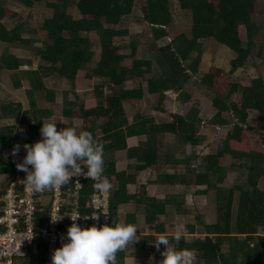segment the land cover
<instances>
[{
  "label": "trees",
  "instance_id": "16d2710c",
  "mask_svg": "<svg viewBox=\"0 0 264 264\" xmlns=\"http://www.w3.org/2000/svg\"><path fill=\"white\" fill-rule=\"evenodd\" d=\"M175 1L180 10L189 12V38L184 33H179L169 39L166 46L158 49V54L153 59L156 73L151 75V62L135 59L133 41L129 43L130 52L127 56L117 52L118 47L114 45L113 38L126 34V31L117 29V26L123 18L130 15L135 5L142 10V21L156 28L152 31L154 37L152 40L166 37V27L172 21L168 0H57L55 3L46 4L53 9V13L41 26L40 32H44L46 36L44 41L31 38L30 34L33 35L35 29H29L26 21L18 20L19 15L6 9L4 0H0V42L6 44V48L15 47L32 55V59L22 62L4 50L0 55V72L7 70L12 73L11 81L15 89H19L21 80L26 79L28 83L26 94L30 100L54 102L52 109L47 110L49 117L53 120L58 118L67 120L66 127H73L72 121L79 119L80 130L90 131L94 138L103 144L104 175L115 186L109 204L113 219L111 225L115 226V212L118 207L128 204L135 198L133 194H128L126 189L127 184L132 181V176H125L124 172L115 173L113 159L115 152L126 149L127 132L125 133L124 129L128 128V123L122 102L135 106L142 97L140 83H145L146 91L149 94H156L158 100L163 99L164 92L172 90L177 93L181 103L186 104L189 92L183 87L197 71L198 57L192 59L189 55L198 50L200 46L198 40L210 38L226 47L235 56L229 62L230 69L225 72L208 68L209 71L201 80L205 89L211 92L210 100L215 109L207 125L211 127L228 125L231 120H235L232 128L217 141L215 151L203 157L204 168L215 175V179L212 180L210 174L205 171L192 178V175L186 173L182 175L171 173L166 176V180L176 179L185 185L193 183L194 185L197 183L198 186L204 185L206 188L198 191L204 194L234 170L235 160H245L246 163L242 166L246 170L243 182L245 186L239 184L225 191L216 189L218 199L215 201V223L206 225L201 216H196L195 224H185L187 227L185 235H195L196 224L201 226L202 233L196 236L198 239L192 241H186L184 236L178 247L195 250L200 264H263L261 252L264 250V236L255 234L258 227L264 226V191L258 188V183L264 180V154L249 150V139L244 132L249 131L246 128L250 127L258 133L262 131L259 135L264 133V81L262 78L250 79L248 86H240L234 83L231 77L235 69L246 66L253 52L264 62L260 52L263 43L260 37L264 36V19L253 17L258 6L264 5V0ZM16 2L27 7L33 5V0ZM71 7L80 13V19L74 20L67 14V9ZM11 19L16 21L11 28H7L4 21ZM91 32L99 38L100 56L96 65L86 72V78L93 82L89 96L83 98L80 103L77 100L55 103V91L47 87L45 82L59 79L63 84L70 85L71 90H63V98L67 97L68 92H74L77 72L85 69L93 58L94 52L87 38V34ZM23 34L27 37L22 36ZM241 36L244 39H241ZM39 41L41 45L38 47ZM260 41V46H256ZM126 56L129 57V64L124 62ZM34 58L38 60L36 69L18 71L23 63L32 66ZM186 61L188 63L184 65ZM133 83L136 88L131 86ZM235 94L239 95L238 100H230ZM19 109L20 104H0V118L19 119L21 124H26L23 114L17 118ZM251 111H256V118L249 124L248 117ZM35 119L36 121L28 126L29 137L22 141L23 145L25 143L31 145L33 140L38 138L43 121L41 117L35 116ZM142 119L137 121L139 125H145L146 120ZM197 125H199L197 111L191 105L182 115L175 116L171 123L156 126L149 122L146 125L148 128L146 138L139 142L134 150L137 161L140 162L139 166L147 168L156 166L157 133L176 134L178 143L195 146L213 132L212 128L209 130L203 128V134L197 135L195 134ZM97 129L99 135H96ZM129 130L128 135L133 134L132 129ZM143 131L141 129L137 133ZM15 140H19L15 126L0 127V173H8L9 179L0 189V198L17 174L15 157L5 156L3 153L11 148ZM226 154H229L232 162L224 165L222 161ZM188 159L190 157L186 160ZM184 160L172 158L170 162L173 161V165L180 162L186 164L188 161ZM111 176L118 177V186L110 179ZM63 188L66 189V185ZM91 188V181L86 182L83 194H89ZM235 192H238L237 197ZM138 201L142 199L138 198ZM143 204V226L153 224L155 214L162 213L166 205L176 212H185L183 201L178 199L167 198L158 203L148 200ZM152 226L156 233H162V226ZM252 237L256 240H250ZM139 239L140 241L128 245L125 249L132 247L133 254L136 252L144 254L149 251L152 256L160 255L144 247L145 242L153 239L152 235H142ZM125 249L117 253V264H121L125 258Z\"/></svg>",
  "mask_w": 264,
  "mask_h": 264
},
{
  "label": "rangeland",
  "instance_id": "374dc122",
  "mask_svg": "<svg viewBox=\"0 0 264 264\" xmlns=\"http://www.w3.org/2000/svg\"><path fill=\"white\" fill-rule=\"evenodd\" d=\"M56 1L57 0H33V5L31 7H27L14 0H7L6 3L4 1V5L10 8V11H16V13L19 15L18 20L26 21L29 29H35V33L33 35L30 34L31 38L44 41L46 39V36L44 32V34L40 32L41 26L46 19H49L52 16L53 13V9L49 8L46 4L55 3ZM168 5L169 12L172 15V21L166 27L167 36L157 39L154 43L151 42L154 38L152 31L156 28H152L150 25L142 21V10L138 9V6L135 5L130 15L126 18H123L117 26V29L119 28L120 30L126 31V34L124 36L113 38L114 45L118 47L117 52L122 55L128 56L130 52L129 43L133 41L135 45V59H142L145 61L150 60V65L153 68L154 65L152 60L153 57L158 54V52L156 51L158 47L166 45L169 42V39L179 33H184L186 37L189 38V12L187 10H180L175 0H168ZM67 14H69L74 20H78L81 17L80 13L74 7L67 9ZM253 17H256V19L258 17L264 19V5L258 6V8L253 13ZM15 21V19H11L10 21L5 20L4 24L7 25V28H10ZM83 34L84 33H82V35ZM240 34H242L241 29ZM22 36L25 35L23 34ZM261 37L260 40L263 41V43L260 52L264 57V36L262 38ZM87 38L89 39L91 49L94 52L93 58L91 60V63L85 66V69L77 72L75 78V87L73 88L74 92H68L67 97L63 98V90H71L72 87L70 85L63 84L59 79H56L55 81L49 80L45 82L47 87L55 91V103H62L66 100H77L80 103L82 102V99L88 97L89 93L91 92L93 82L86 78V72L93 68L99 60L100 44L99 38L94 32L87 34ZM241 39L244 38L241 36ZM40 41L37 44L38 47L41 45ZM261 41L258 42L256 46H260ZM198 43L200 45L198 50H196V52H191L189 55L192 59L193 57H198V71L194 73V75H192V77L185 84V88L188 89L189 92V100L186 104H182L181 101L177 99L176 95H173L171 93L164 94V99L158 100L156 95L149 94L146 91L145 83H140L142 97L135 106L132 107L127 102H122V106L128 123V128L124 130L125 133L127 132L126 138L127 140L129 139V146L133 145V140L135 142H141L146 138L148 132V128L146 125L149 122H151L152 125L156 126L171 123L174 120L175 116L182 115L185 111L188 110L190 105L195 106V108L199 109V120L201 121V123L195 128V134L201 136L203 134V128L207 130L212 128V131L216 130L218 133L214 134L211 132L210 136H203L205 137V140L199 142L197 145H195V147L188 144L182 145V143H178V136L176 134H168L166 132L157 133L155 136V155L157 160L156 168L153 169L145 167L138 172L134 171L135 169L133 170L132 168H128L126 169L127 171H124V173L136 175L134 176L135 184L133 186L130 185L127 187L128 194H133L135 198L133 199V201H129L128 204L122 206L121 209H117V211L115 212V222L116 224H133L137 228V236H139L138 239L141 238L140 236L142 235H152L153 240L151 242H146L144 246L148 250H153L156 253L160 252L156 250L152 243L155 242V240L161 234L171 237V234L176 230V226L178 224H195L196 216H201L203 223L206 225L214 224L216 220L215 201L216 199H218L216 196V189L225 191L230 185L234 183H238L241 185L243 184V182H245L246 170L242 167L243 163H246L245 160H235L236 166L234 170H232L234 171L232 173L233 175H225L222 182L215 184L214 188H209L208 192L204 194H200L198 192L201 191V189L206 188V186L204 185L198 186V184L196 183L195 186L181 187L180 185L174 183V181H162V175L166 173L171 174L177 172V174L186 173L188 175H201L205 171L208 172L207 174H210V178L214 180L215 175L209 173V171L204 168L205 166H203V157L213 153L215 151V146L219 138L231 129V125L227 127H211L207 125L208 119L213 116V114L215 113V109H213L210 103L211 95H207V93L210 94L211 92L207 88L205 89L203 84H201V80L202 76L206 74L207 71H209L210 67L227 72L230 69L229 62L232 61L235 56L226 47L216 43L210 38L199 39ZM4 50H6V52H8L10 55L16 56L22 62L26 61L29 58L32 59V55L27 51H22L15 47L6 48V44L0 42V55ZM127 56L124 62L129 64V57ZM251 56L252 58L249 59L248 62H246V66L239 67L233 71L232 76L234 82L240 81V83H246L249 82V79L263 77L264 62L261 58L256 57L254 52ZM37 62L38 60L34 58L32 66H28L23 63L18 71L20 72L29 69H36ZM187 63L188 61L185 62V64ZM11 77L12 73L10 71L6 70L0 72V104H20L17 118L21 117L23 114L26 118V124H21V122H19V119L7 117L0 118V127L4 125H11L15 126L18 131L19 140L13 141L11 148L3 151L5 156H13V146L15 144H19L21 146L20 151L16 156H13L15 157L17 163L22 162L25 155L22 141L28 139L29 135L27 129L29 125L36 121L35 116L41 117L42 120L45 119L44 121H56V127H58V130L60 128L66 127L68 121L64 119L60 120L59 118L57 120H53L51 117H49L50 115L47 110L52 109L54 102H45L39 99L35 101L30 100L26 94V90L28 89L27 80L22 79L21 87L19 89H15L13 87L14 85L12 84ZM131 86L133 88H136L135 83H133ZM237 99L238 96H233L231 98V100L233 101H237ZM134 114L136 115L134 116ZM255 114L256 113L249 115V123L253 121V116ZM138 115H140V118L146 120L145 125L142 124L144 127L138 124ZM14 120L15 125H13ZM72 122L73 127H76L79 131L81 121L79 119H74ZM18 129H23V131L21 132ZM129 129H132L133 134L128 135ZM141 129L142 131L146 130V132L143 131L137 133L138 130ZM246 130H248V128H246ZM252 131L244 132L247 135L248 139L252 142V148L264 151V147L261 143L262 139L257 136L259 134H262V131H259L260 133ZM99 134V129H97L96 135ZM39 139H41L40 130L38 131V138L33 140V143ZM186 155L194 156V158H190L186 164L180 162L173 165L166 162L167 160H170L172 158L183 159V157ZM121 160H123V162L121 161L119 164H117V166H115L118 173H120V169L124 168L125 161L123 158H121ZM231 162L232 159L230 156H224L222 164L227 165ZM175 169L178 171H175ZM17 176L21 181L24 179L25 173L17 169L16 177ZM110 179L113 180L114 178L111 176ZM8 180V173H0V189L4 186V184H6ZM242 186H244V184ZM258 188H264V180H261L258 183ZM237 195L238 192H235L236 197ZM179 196L182 197L183 201L185 198H187L185 203L183 202L185 212H176L172 207L166 205L162 213H158L154 216L152 223L156 226H162V233H156V231L153 230L152 224L141 227L144 219L143 202L146 204L147 198H151L153 202L158 203L163 202L167 198L171 197V199H175ZM139 197L142 199V201L136 200ZM128 213L129 217L127 218ZM195 226L196 234L185 235L186 241L195 240L197 238L196 236H199L202 233L201 226L198 224H196ZM257 232L259 233V236H264V226L258 227ZM250 240H256V238L252 237ZM162 249L163 246H161V250ZM130 251H126L127 257L122 260L121 264H159V261L162 259V257L152 256L149 251L145 252L144 255L141 254L133 257L131 256ZM261 259L262 263L264 264V250H262L261 252ZM16 263L32 264L34 263V260L30 257L20 258L17 259ZM196 264H200L198 259L196 261Z\"/></svg>",
  "mask_w": 264,
  "mask_h": 264
},
{
  "label": "clouds",
  "instance_id": "9594fccd",
  "mask_svg": "<svg viewBox=\"0 0 264 264\" xmlns=\"http://www.w3.org/2000/svg\"><path fill=\"white\" fill-rule=\"evenodd\" d=\"M42 121L41 139L31 145L25 143L23 160L16 163L17 169L26 173L24 179L32 192L58 189L81 177L94 181L92 186L100 193L114 190L115 186L104 175L103 144L90 131H78L76 127L58 130L56 121ZM20 147L19 144L13 146V156L19 153ZM103 215L108 217V212ZM62 218L51 219L55 223ZM79 218V215L69 217L72 223L67 228V241L53 249L52 264H117V253L139 240L133 224H103L100 227L93 224L82 228L77 223ZM91 218L98 220L99 215ZM186 233V225L180 223L171 237L161 234L152 243L162 257L159 264H196L198 253L195 250L178 247ZM32 237L33 234L28 239Z\"/></svg>",
  "mask_w": 264,
  "mask_h": 264
},
{
  "label": "built area",
  "instance_id": "2783aa9c",
  "mask_svg": "<svg viewBox=\"0 0 264 264\" xmlns=\"http://www.w3.org/2000/svg\"><path fill=\"white\" fill-rule=\"evenodd\" d=\"M90 181L93 185L91 179L74 178L65 184L66 189L62 185L35 193L25 179L20 181L17 176L0 198V264H17V259L28 257L33 258L32 264H52V251L67 241V228L72 223L69 217L73 215L80 216L77 223L82 228L112 224V191L100 193L92 186L84 195L85 183ZM105 211L108 217L103 215ZM97 215L98 220L91 218ZM56 216L63 218L53 223L51 218Z\"/></svg>",
  "mask_w": 264,
  "mask_h": 264
},
{
  "label": "crops",
  "instance_id": "0c3cea01",
  "mask_svg": "<svg viewBox=\"0 0 264 264\" xmlns=\"http://www.w3.org/2000/svg\"><path fill=\"white\" fill-rule=\"evenodd\" d=\"M5 1V3L7 2V0H4ZM14 1H16V0H14ZM4 4V3H3ZM5 6V8L6 9H10V8H8L6 5H4ZM14 12H16V11H14ZM7 21H10V20H7ZM12 27V26H11ZM10 27V28H11ZM152 43H154L155 41H151ZM168 44V43H167ZM166 44V45H167ZM166 45H164V46H166ZM163 47V46H162ZM162 47H158L157 49H156V51H158V49H161ZM150 48H151V46H150ZM156 58V57H155ZM194 58V57H193ZM153 59H154V57H153ZM148 61H150V60H148ZM153 61V60H152ZM151 62V61H150ZM153 65H154V62H153ZM184 65H186L185 64V62H184ZM210 68H212V67H210ZM197 71H198V64H197ZM196 71V72H197ZM195 72V73H196ZM150 73H151V75L152 74H155L156 73V67H155V65H154V67L152 68V67H150ZM192 75H194V74H192ZM192 75H191V77H192ZM190 77V78H191ZM189 78V79H190ZM232 78V80H233V76L231 77ZM262 79H263V81H264V75H263V77H261ZM250 80V79H249ZM248 80V81H249ZM233 82H234V80H233ZM234 83H237L238 85H240V86H248L249 85V83L248 82H242V83H240V81H238V82H234ZM183 88H185V85H184V87ZM187 91H188V89H186ZM166 93H171V94H173V95H176V97H177V93L176 92H173L172 90H169V91H166V92H164V94H166ZM163 94V95H164ZM153 95H156V94H153ZM207 95H209L210 96V94H208L207 93ZM165 96V95H164ZM212 96V95H211ZM211 96H210V99H211ZM234 96H238V98H239V95L238 94H235ZM233 97V96H232ZM163 99H164V97H163ZM162 99V100H163ZM177 99H179L178 97H177ZM189 100V99H188ZM231 100V99H230ZM238 100V99H237ZM179 101H181L180 99H179ZM233 101V100H232ZM187 103V102H186ZM210 103H211V100H210ZM129 104V103H128ZM211 106H212V104H211ZM133 107V106H132ZM194 108H195V106H193ZM196 109V111H197V118L198 119H200V116H199V109L198 108H195ZM214 109V108H213ZM251 114H253V113H256V111H251L250 112ZM249 113V115H251ZM136 114H134V116H135ZM139 116V117H138ZM138 116H136V117H138V119H142V118H140V115H138ZM249 118V117H248ZM256 118V114L253 116V121H254V119ZM129 120V119H128ZM209 120V119H208ZM252 120V119H251ZM138 121V120H137ZM200 121V120H199ZM249 121H250V119H248V123H249ZM253 121L251 122V123H249V124H252L253 123ZM235 122V120L233 119V120H231V122H230V124H228V125H218V126H215V127H227V126H229V125H231V128H232V126H233V123ZM201 123V121L199 122V124ZM247 127V126H246ZM248 128V130L249 131H252V128H250V127H247ZM212 133H217V131L215 130V131H213ZM227 133V132H226ZM225 133V134H226ZM218 134V133H217ZM135 135V134H134ZM224 135V134H223ZM258 137H260L261 139H262V141H261V143H262V146L264 147V133H263V135H261V136H259V135H257ZM132 137H135V136H132ZM129 138H131V137H129ZM129 139L127 140V138L125 139V143H126V149H123V150H119V151H117V152H115L114 153V157H113V159H114V163H115V166H117V164H119L121 161L123 162V160H121V158H123L124 159V161H125V163H124V168H122V169H120L121 171H119L120 173L122 172H124V171H127L126 169H128V168H132L134 171H136V172H138V171H141L142 169H144L145 167H143V166H139V164H140V162L139 161H137L138 159H137V155H136V153L134 152V150H135V148L137 147V145H138V143L139 142H135L134 140H133V145H130L129 146ZM249 144H250V146H249V150L250 151H252V152H259V153H262V154H264V151L263 150H259V149H256V148H252V146H253V144H252V142L249 140ZM195 147V146H194ZM149 150V149H148ZM225 156H229V154H226ZM118 157V158H117ZM185 157H192V156H188V155H186V156H184L183 157V159H181V160H184V158ZM186 158V159H187ZM194 158V156L191 158V159H193ZM185 159V160H186ZM184 160V161H185ZM189 160V159H188ZM188 160H186V161H188ZM129 161H130V163H129ZM157 161V160H156ZM166 162H168L169 164H173L174 162L173 161H171L170 162V160H167ZM182 163H184V162H182ZM156 168V166L155 167H153V169H155ZM115 170H116V168H115ZM175 171H178V170H176L175 169ZM234 171H231V172H229L228 174H227V176H232ZM115 173H118V171L116 170V172ZM127 173H125V176H132V181L131 182H129L128 184H127V186H126V189H127V187L128 186H133L134 184H135V182H134V176H136V175H131V174H127ZM168 174L169 173H166V174H164V175H162V181L163 182H165V181H174V183H176V184H178V185H180L181 187H183V186H186V187H190V186H195L194 185V183H193V185H191V184H187V185H185L184 183L183 184H181L180 183V181H177L176 179H173V180H171V179H167L166 180V176H168ZM174 174H176V175H182V174H177V172H175ZM120 175V174H119ZM121 176V175H120ZM158 176V175H157ZM195 175H192V177H194ZM114 179H113V181L115 182V184L118 186V184H119V180H118V177L117 178H115L114 176H112ZM121 178V177H120ZM236 185H239L238 183H234V184H232V185H230L227 189H230V188H232V187H234V186H236ZM245 186V185H244ZM243 187V186H242ZM261 191H264V188L263 189H260ZM128 192V191H127ZM140 198V197H139ZM171 198V197H170ZM191 198V197H190ZM189 198V199H190ZM148 199V198H147ZM175 199H178L179 201H183L182 200V197H177V198H175ZM138 200V199H137ZM149 201L151 200V201H153L151 198H149L148 199ZM147 200V201H148ZM187 200V198H185L184 199V203H185V201ZM236 198H235V201H234V210L236 209ZM124 206V205H123ZM121 207L122 206H119L118 208H120L121 209ZM158 214V213H157ZM160 214V213H159ZM156 215V214H155ZM129 217V213H128V216H127V218ZM154 219V218H153ZM216 221V220H215ZM153 225V224H152ZM170 226V225H169ZM141 227H145V226H141ZM152 227V226H151ZM144 229V228H143ZM139 237V236H138ZM141 237V236H140ZM153 240V239H152ZM151 240V241H152ZM138 241H140V239L138 240ZM151 241H148V242H151ZM146 243V242H145ZM144 243V244H145ZM149 244V243H148ZM131 245V244H130ZM145 247V246H144ZM132 248V247H131ZM130 248V249H131ZM130 249H125V258L127 257L126 256V251L127 250H129L130 251ZM147 249V248H146ZM148 250V249H147ZM130 253H131V256H138V255H141V254H143V253H141V254H139V252H136V253H132V249H131V251H130ZM129 253V254H130ZM128 255V254H127ZM144 255V254H143ZM158 257H161V255H159ZM125 258H123V260L125 259ZM122 263V262H121Z\"/></svg>",
  "mask_w": 264,
  "mask_h": 264
},
{
  "label": "water",
  "instance_id": "95a60500",
  "mask_svg": "<svg viewBox=\"0 0 264 264\" xmlns=\"http://www.w3.org/2000/svg\"><path fill=\"white\" fill-rule=\"evenodd\" d=\"M41 262V260L39 261V263Z\"/></svg>",
  "mask_w": 264,
  "mask_h": 264
}]
</instances>
